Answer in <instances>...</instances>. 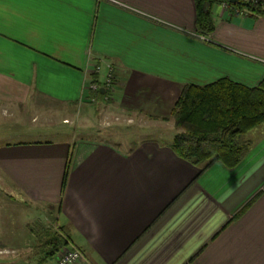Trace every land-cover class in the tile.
Segmentation results:
<instances>
[{"label": "crops", "instance_id": "crops-1", "mask_svg": "<svg viewBox=\"0 0 264 264\" xmlns=\"http://www.w3.org/2000/svg\"><path fill=\"white\" fill-rule=\"evenodd\" d=\"M213 19L199 33L194 0H0L2 113L29 104L34 120L50 113L67 127L54 141L0 145L15 202L3 262L55 264L32 229L49 220L68 230L80 264H264V123L234 168L202 171L154 135L175 128L186 85L263 80L264 16L221 2ZM109 66L105 101L91 83L103 85ZM18 230L26 240L10 244Z\"/></svg>", "mask_w": 264, "mask_h": 264}, {"label": "trees", "instance_id": "trees-1", "mask_svg": "<svg viewBox=\"0 0 264 264\" xmlns=\"http://www.w3.org/2000/svg\"><path fill=\"white\" fill-rule=\"evenodd\" d=\"M194 1L197 30L203 35L213 32V7L229 0ZM235 7L264 16V8L258 2L240 0ZM98 94L104 95L101 89ZM171 117L177 128L172 147L181 158L202 171L218 161L234 168L253 145L247 133L264 123V78L255 87L228 78L204 86L188 84ZM32 229L43 241L46 261L55 260L57 253L71 243L63 226L59 230L41 225Z\"/></svg>", "mask_w": 264, "mask_h": 264}, {"label": "rangeland", "instance_id": "rangeland-1", "mask_svg": "<svg viewBox=\"0 0 264 264\" xmlns=\"http://www.w3.org/2000/svg\"><path fill=\"white\" fill-rule=\"evenodd\" d=\"M28 105L27 107L24 108L23 112L21 111V109H15L14 111H12L13 114H9V115L3 114L2 109H0V145L9 142L19 143L26 141H54L57 140L60 135H63L64 133L67 132V127L64 124H62V122H60V120H58L56 117H52L50 113H44V114L41 113L34 120L32 115L33 112L36 111V109H31ZM172 121L174 122V120ZM103 126L105 127V129L108 130L114 128L113 123L110 122L109 123L103 122ZM154 135L159 136L165 140L173 141L176 135V126L172 130L165 128L162 130V133H155ZM16 198H17L16 205H19L18 204V202H20L18 200L19 198L17 196ZM14 203L13 201H11L10 197L8 196V189L4 188L0 182V217L2 216L4 217L1 220L0 232L8 229V228H4L7 227L6 225L8 223V219H6V217L9 211L12 212L10 207L12 208L11 204ZM15 214L17 216L20 214L18 217H21L25 213L24 211L20 210V206H19L18 208H16ZM49 222L50 221L47 220L45 222L46 224H44L45 225L44 227L46 228L53 227L52 224ZM4 233L6 234L7 232L5 231ZM0 238L4 239V236L1 235ZM10 238H11L10 244H17L21 242L23 243L24 239L26 240L27 236L26 238H24L22 231L18 230L15 232V235L9 236L7 240H9ZM38 238L42 243L43 242L42 239L40 237ZM32 256H34V254H32ZM2 258L3 257L0 256V264H9L7 262H3Z\"/></svg>", "mask_w": 264, "mask_h": 264}, {"label": "built area", "instance_id": "built-area-1", "mask_svg": "<svg viewBox=\"0 0 264 264\" xmlns=\"http://www.w3.org/2000/svg\"><path fill=\"white\" fill-rule=\"evenodd\" d=\"M246 2H252L256 3L258 2L257 0H244ZM223 8L225 9H232L235 11L237 14H245V11L235 7V4L231 3L230 1H225L222 3ZM109 71L106 75V78L104 79L103 85L100 82H93L91 83V88L95 92H99L100 89H104V95L103 99L105 101L110 100L113 97L114 89H115V82H116V71L109 66L108 67ZM96 72H99L101 70V66H96L94 69ZM93 102L97 101L96 97H93L91 99ZM85 261V256L84 253L77 247H74L71 243L61 249L56 257H55V264H80L81 262Z\"/></svg>", "mask_w": 264, "mask_h": 264}, {"label": "water", "instance_id": "water-1", "mask_svg": "<svg viewBox=\"0 0 264 264\" xmlns=\"http://www.w3.org/2000/svg\"><path fill=\"white\" fill-rule=\"evenodd\" d=\"M229 1L233 4H239L240 3V0H229ZM102 91H104V89Z\"/></svg>", "mask_w": 264, "mask_h": 264}]
</instances>
